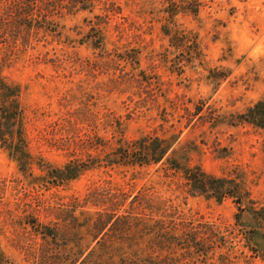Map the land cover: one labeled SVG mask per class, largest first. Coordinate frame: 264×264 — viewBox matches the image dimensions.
Wrapping results in <instances>:
<instances>
[{
  "label": "rangeland",
  "instance_id": "374dc122",
  "mask_svg": "<svg viewBox=\"0 0 264 264\" xmlns=\"http://www.w3.org/2000/svg\"><path fill=\"white\" fill-rule=\"evenodd\" d=\"M22 1L0 0L32 157L24 173L0 148L6 264H264V225L235 199L190 196L164 161L104 164L121 141L176 139L173 158L240 179L260 214L264 127L241 115L264 102V0H37L20 28ZM70 161L77 179L50 177Z\"/></svg>",
  "mask_w": 264,
  "mask_h": 264
},
{
  "label": "trees",
  "instance_id": "16d2710c",
  "mask_svg": "<svg viewBox=\"0 0 264 264\" xmlns=\"http://www.w3.org/2000/svg\"><path fill=\"white\" fill-rule=\"evenodd\" d=\"M37 0H23L13 13L15 14V24L23 28L27 22L31 21V8ZM74 4V2H73ZM186 40L183 35L182 40L175 39L176 48L184 46ZM188 45L190 41L187 42ZM195 49H198L194 45ZM190 54V53H189ZM245 122L263 128L264 127V102L260 101L249 109L245 115H241ZM246 117V118H245ZM176 139L172 138H151L140 137L131 142H119L113 152L107 154L104 164L108 167L119 166H138L144 167L156 165L165 162L167 169L179 174L187 188V193L192 197H205L214 199L220 203L226 198L236 200L237 208L240 212L244 208L252 217V221H258L264 225V209H261L258 215L253 212V203L245 202L246 193H244L242 181L235 178L216 177L203 171L199 166L183 165L172 156L175 151L172 150ZM0 148L3 149L8 157L15 161L21 171L27 173L32 167V157L28 152L27 143L24 137L23 127V109L20 103V88L17 85L8 83L1 74L0 65ZM102 162V160H101ZM85 171L84 165L78 161H70L63 167L55 169L50 177L56 179L59 183H65L77 179ZM257 215V217H254ZM254 217V218H253ZM239 218V215H237ZM255 236L264 239V233L256 229ZM53 238L55 233H51ZM196 244V243H194ZM180 246L181 244H176ZM197 246V244H196ZM188 247V246H187ZM185 248V247H184ZM197 250V249H196ZM6 255L0 249V264H6Z\"/></svg>",
  "mask_w": 264,
  "mask_h": 264
}]
</instances>
